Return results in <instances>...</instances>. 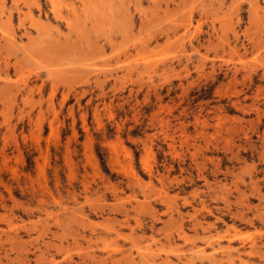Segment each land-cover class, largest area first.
<instances>
[{"label": "rangeland", "instance_id": "rangeland-1", "mask_svg": "<svg viewBox=\"0 0 264 264\" xmlns=\"http://www.w3.org/2000/svg\"><path fill=\"white\" fill-rule=\"evenodd\" d=\"M0 264H264V0H0Z\"/></svg>", "mask_w": 264, "mask_h": 264}]
</instances>
